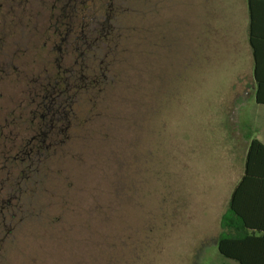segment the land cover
I'll list each match as a JSON object with an SVG mask.
<instances>
[{
    "label": "rangeland",
    "instance_id": "1",
    "mask_svg": "<svg viewBox=\"0 0 264 264\" xmlns=\"http://www.w3.org/2000/svg\"><path fill=\"white\" fill-rule=\"evenodd\" d=\"M85 6L106 23L103 83L43 156L15 164L0 264H236L216 242L246 133L264 118L246 0Z\"/></svg>",
    "mask_w": 264,
    "mask_h": 264
},
{
    "label": "flooded vegetation",
    "instance_id": "2",
    "mask_svg": "<svg viewBox=\"0 0 264 264\" xmlns=\"http://www.w3.org/2000/svg\"><path fill=\"white\" fill-rule=\"evenodd\" d=\"M86 3L0 0V196L13 189L15 164L43 156L74 104L103 83L106 23L90 22Z\"/></svg>",
    "mask_w": 264,
    "mask_h": 264
},
{
    "label": "trees",
    "instance_id": "3",
    "mask_svg": "<svg viewBox=\"0 0 264 264\" xmlns=\"http://www.w3.org/2000/svg\"><path fill=\"white\" fill-rule=\"evenodd\" d=\"M249 13L248 41L253 57V80L255 100L264 105V0H246ZM244 176L240 185L235 189L229 206L221 218V232L217 239L219 253L227 259L239 264H250L251 255L245 253V245L249 239L231 236V229H237L233 225V217L240 218L245 224L242 211L236 205V194L243 184L264 183V144L257 139H252L245 152ZM239 231V230H238Z\"/></svg>",
    "mask_w": 264,
    "mask_h": 264
},
{
    "label": "crops",
    "instance_id": "4",
    "mask_svg": "<svg viewBox=\"0 0 264 264\" xmlns=\"http://www.w3.org/2000/svg\"><path fill=\"white\" fill-rule=\"evenodd\" d=\"M247 6V3H246ZM248 16V28H249V13ZM264 24V13L262 15ZM264 35V32L263 34ZM264 37V36H263ZM249 42V41H248ZM254 85V93H255ZM250 130L246 133V145L244 149V163L245 152L247 145L252 139H257L264 144V118L260 125L256 122L250 126ZM245 168L243 167L238 175L237 180L232 185L228 196V206L235 189L240 185V182L244 176ZM236 205L242 211L245 218V224L242 223L240 218L233 217V225L237 229H231V236L236 238L249 239L245 245V253L251 255L250 264H264V183L243 184L242 188L236 194ZM228 208V207H227ZM239 230V231H238ZM221 232V222H220ZM217 246V242H216ZM230 260V259H229ZM233 261V260H232ZM236 262V261H234ZM236 264H239L236 262Z\"/></svg>",
    "mask_w": 264,
    "mask_h": 264
}]
</instances>
